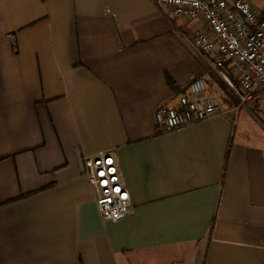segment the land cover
Listing matches in <instances>:
<instances>
[{
  "label": "crops",
  "instance_id": "0c3cea01",
  "mask_svg": "<svg viewBox=\"0 0 264 264\" xmlns=\"http://www.w3.org/2000/svg\"><path fill=\"white\" fill-rule=\"evenodd\" d=\"M199 28L153 0H0V264H264V100L227 110ZM198 78L225 113L158 129ZM100 153L131 198L116 223L79 165Z\"/></svg>",
  "mask_w": 264,
  "mask_h": 264
},
{
  "label": "built area",
  "instance_id": "2783aa9c",
  "mask_svg": "<svg viewBox=\"0 0 264 264\" xmlns=\"http://www.w3.org/2000/svg\"><path fill=\"white\" fill-rule=\"evenodd\" d=\"M153 1L172 17L200 23L188 42L238 99V104H227L228 111L237 112L241 107L254 110L264 100V17L250 0ZM227 67L234 80L226 76ZM223 113L219 98L198 78L175 106L160 107L155 121L158 129L168 132ZM79 165L87 175L102 218L116 223L126 217L132 203L115 155L100 153L80 159Z\"/></svg>",
  "mask_w": 264,
  "mask_h": 264
},
{
  "label": "trees",
  "instance_id": "16d2710c",
  "mask_svg": "<svg viewBox=\"0 0 264 264\" xmlns=\"http://www.w3.org/2000/svg\"><path fill=\"white\" fill-rule=\"evenodd\" d=\"M169 85H170L171 87H174V84H173L172 82H170V81H169Z\"/></svg>",
  "mask_w": 264,
  "mask_h": 264
},
{
  "label": "rangeland",
  "instance_id": "374dc122",
  "mask_svg": "<svg viewBox=\"0 0 264 264\" xmlns=\"http://www.w3.org/2000/svg\"><path fill=\"white\" fill-rule=\"evenodd\" d=\"M234 97V96H233Z\"/></svg>",
  "mask_w": 264,
  "mask_h": 264
}]
</instances>
